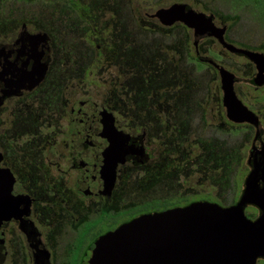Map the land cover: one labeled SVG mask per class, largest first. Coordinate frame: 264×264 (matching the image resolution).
Instances as JSON below:
<instances>
[{
    "label": "flooded vegetation",
    "instance_id": "flooded-vegetation-1",
    "mask_svg": "<svg viewBox=\"0 0 264 264\" xmlns=\"http://www.w3.org/2000/svg\"><path fill=\"white\" fill-rule=\"evenodd\" d=\"M12 22L0 16V264H82L98 238L136 218L215 203L169 197L165 98L138 115L134 93L127 92L134 73L120 72L116 93L92 104L80 84H63L52 38L26 22L9 30ZM20 76L21 92L10 95ZM33 79L38 83L29 90ZM254 208L251 220L261 215ZM93 232L99 236L89 242Z\"/></svg>",
    "mask_w": 264,
    "mask_h": 264
},
{
    "label": "rangeland",
    "instance_id": "rangeland-1",
    "mask_svg": "<svg viewBox=\"0 0 264 264\" xmlns=\"http://www.w3.org/2000/svg\"><path fill=\"white\" fill-rule=\"evenodd\" d=\"M245 1L0 0V16L13 21L9 30L26 22L50 36L56 49L54 67L63 84H80L84 93L92 95V104L116 93L120 72L134 73L127 92L134 93L138 115L142 116L141 109L148 114L152 104L165 98L171 201L183 193L187 199L213 198L214 205L228 209L245 188L256 130L226 118L219 74L197 60L193 32L181 24L164 29L149 16L175 3L187 4L213 15L217 26H227L229 43L264 54V19ZM199 52L236 75V93L259 116L264 141V87L254 85L255 66L225 51L213 38L202 39ZM110 98L112 104L115 100ZM18 118L20 128L21 114L17 124ZM142 120L148 123V118ZM28 125L31 121L25 122ZM36 127L39 130L40 123ZM154 128L161 130L157 124ZM246 213L258 215L254 207ZM95 232L87 236L89 242L99 236Z\"/></svg>",
    "mask_w": 264,
    "mask_h": 264
},
{
    "label": "water",
    "instance_id": "water-1",
    "mask_svg": "<svg viewBox=\"0 0 264 264\" xmlns=\"http://www.w3.org/2000/svg\"><path fill=\"white\" fill-rule=\"evenodd\" d=\"M150 17L162 27L181 24L191 30L198 53L201 40L213 38L225 51L245 57L256 69L254 85L264 87V54L229 43L228 27L217 26L213 15L175 3L158 9ZM207 62L219 74L226 118L256 130L248 157L250 172L239 201L228 209L202 202L143 215L98 238L87 250L82 264H257L264 258V144L261 148L255 145L262 134L260 118L239 99L236 75L211 59ZM45 72L42 69L38 81ZM37 83L33 79L28 89ZM22 88L20 76L10 83V95H18ZM10 183L11 195L13 181ZM249 206L261 211L256 220L248 218Z\"/></svg>",
    "mask_w": 264,
    "mask_h": 264
},
{
    "label": "trees",
    "instance_id": "trees-1",
    "mask_svg": "<svg viewBox=\"0 0 264 264\" xmlns=\"http://www.w3.org/2000/svg\"><path fill=\"white\" fill-rule=\"evenodd\" d=\"M245 2L252 4L264 19V0H246Z\"/></svg>",
    "mask_w": 264,
    "mask_h": 264
}]
</instances>
